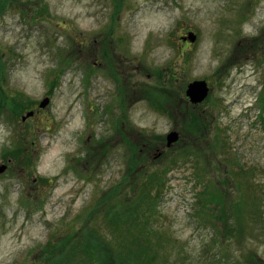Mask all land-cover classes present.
I'll list each match as a JSON object with an SVG mask.
<instances>
[{
    "label": "rangeland",
    "instance_id": "obj_1",
    "mask_svg": "<svg viewBox=\"0 0 264 264\" xmlns=\"http://www.w3.org/2000/svg\"><path fill=\"white\" fill-rule=\"evenodd\" d=\"M6 3L0 264H58L60 243L73 238L113 244L108 224L122 203L139 204L132 217L149 230L140 264H264V0ZM188 32L195 40L183 44ZM198 79L210 90L191 108L184 90ZM159 84L168 90L162 111L161 97L147 89L150 103L139 92ZM44 97L50 102L38 109ZM28 110L34 116L22 122ZM192 112L206 118L196 146L185 121ZM170 131L179 142L155 157ZM15 148L25 155L9 153ZM184 149L196 154L174 155ZM162 173L163 186L148 188L161 195L139 203L143 182ZM239 182L245 188L235 189ZM136 226L122 231L134 236Z\"/></svg>",
    "mask_w": 264,
    "mask_h": 264
},
{
    "label": "trees",
    "instance_id": "obj_2",
    "mask_svg": "<svg viewBox=\"0 0 264 264\" xmlns=\"http://www.w3.org/2000/svg\"><path fill=\"white\" fill-rule=\"evenodd\" d=\"M6 1L7 0H0V12L6 7V4H7ZM2 70H4V66L0 71ZM3 72L4 71H2V73ZM1 76H4V74H2ZM155 90L161 91L159 87L156 88ZM151 91L153 90L151 89ZM3 92H4L3 88L0 86V113L9 104V101L7 97L4 96ZM17 107L24 108V105L23 104L17 105ZM192 113L193 114L190 117L185 118V121L187 119L186 123H191L192 133L195 136L194 138H190L189 142L194 144V146H196V142L200 138L199 136L200 134L195 133V132L200 131V130L202 131L201 133L205 132L206 119L202 115H198L195 112H192ZM192 133L189 132L190 135H192ZM215 142L214 144L211 143L215 149H220V147H222L223 149L225 147V144L218 142V139H216ZM194 149L197 150L196 147H194ZM11 154L17 157V156L23 155L24 152H22V150L19 148L11 152ZM189 154L195 155L196 153L192 149H184V150L177 152L174 155L181 157V156H185ZM140 156L142 159L147 158L146 156H142V155ZM138 161H139V158L137 159L136 163H138ZM125 180L126 178L124 179V181ZM163 180H164V176L162 173L161 176L159 174H153L152 177L150 176L146 181H144L143 184L141 185L142 187H144V189L141 188L142 190L139 193L138 198H137L139 199V203L141 202L144 203L146 201L151 203V201H156V198H157L156 196L159 195V192L161 189H157L156 195L154 194L152 195L151 194L152 189H148V188H154L156 186L158 188V187L163 186L164 184ZM242 185H244L242 182H239L238 184L236 183L235 189L245 188L244 186L242 187ZM117 189H121V186L118 185ZM205 189H207V186L205 187ZM112 193L114 194V197H115L118 191L114 190ZM100 200H98V203L100 205H102V203L104 202H107L106 198L104 197L101 198ZM110 201L111 199L108 198V202ZM139 206H140L139 204H135L133 206L129 204L128 206H126L124 205V203L120 204L118 207L113 206L115 214H113L112 217H110V221H109L110 224H108V228H110L112 232L109 234L110 235L109 238L116 237L115 243H113L114 246L113 244L110 243V240H107L106 238H103V243H100L99 241H96L90 237L86 238L84 243L79 240H73L74 238L72 240H69L68 242L60 241L61 242L60 248H59L60 257L57 256L56 262H58V264H75L77 260L82 258V259H85L84 261L86 264H94L95 261H96V264H122L123 262L129 264L128 262L130 261L134 262V264H140L146 258L147 252L149 251L150 247H149V242L147 240L149 230L146 228V222L144 221L143 223H138L132 217V215H134L135 217H138ZM120 212L123 214V216L127 217L125 218V220H129V219L130 220L125 221V222L122 220V222H119L118 214ZM235 213L237 215L238 212L235 211ZM211 219L214 221L213 224L215 226V221L217 217H214V215H212ZM121 225H123L124 227L127 226L126 234H128L132 228L138 227L136 225H143V226H141V228L139 227L138 234H134V236H126V234L122 231L123 226L121 227ZM138 235L142 236V240L138 239L139 238ZM133 237H137V238H133ZM86 241H88L89 243H87ZM91 257H94V258L91 260ZM45 264H54V262L50 258L48 262L47 261L45 262Z\"/></svg>",
    "mask_w": 264,
    "mask_h": 264
},
{
    "label": "water",
    "instance_id": "obj_3",
    "mask_svg": "<svg viewBox=\"0 0 264 264\" xmlns=\"http://www.w3.org/2000/svg\"><path fill=\"white\" fill-rule=\"evenodd\" d=\"M188 39L190 41H194L195 37L191 34L188 35ZM208 93V88L205 81H193L187 86L186 95L191 101V103H199L206 97ZM48 103V99H44L40 107H45ZM32 113H28L27 117L30 116ZM25 119L24 117L22 118ZM178 139V136L175 132H172L167 135V146H170L172 143L176 142ZM5 166H0V173H2L5 170Z\"/></svg>",
    "mask_w": 264,
    "mask_h": 264
}]
</instances>
